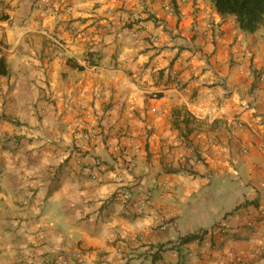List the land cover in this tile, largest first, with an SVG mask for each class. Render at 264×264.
Masks as SVG:
<instances>
[{"label": "crops", "instance_id": "obj_1", "mask_svg": "<svg viewBox=\"0 0 264 264\" xmlns=\"http://www.w3.org/2000/svg\"><path fill=\"white\" fill-rule=\"evenodd\" d=\"M139 14L156 42L132 35ZM3 15L0 264H264V24L212 0Z\"/></svg>", "mask_w": 264, "mask_h": 264}, {"label": "trees", "instance_id": "obj_2", "mask_svg": "<svg viewBox=\"0 0 264 264\" xmlns=\"http://www.w3.org/2000/svg\"><path fill=\"white\" fill-rule=\"evenodd\" d=\"M222 15H235L240 28L247 33H254L264 24V0H212ZM7 15L0 19H7ZM82 68V67H80ZM197 236H189L182 241L189 242Z\"/></svg>", "mask_w": 264, "mask_h": 264}, {"label": "built area", "instance_id": "obj_3", "mask_svg": "<svg viewBox=\"0 0 264 264\" xmlns=\"http://www.w3.org/2000/svg\"><path fill=\"white\" fill-rule=\"evenodd\" d=\"M48 5H51V2L47 3ZM164 10L168 13L169 16H176L178 14V3L177 2H173V1H168L165 2L163 5ZM145 16H143V14H139L137 17H135V19L133 20L135 26H133V30L131 31L132 35L143 40L145 38H149L152 42H156L158 40V37L156 35H145L147 34V24H146V20H145ZM144 34V35H143ZM149 70L154 74V78L156 80H160L161 79V75L159 72H156L154 67H149ZM171 80L173 81V83L176 86H180V79L178 76V73L174 70H172L171 72ZM159 93H154L153 97H158ZM95 134V130H91L90 132L84 134V138L85 140H90L92 138V136ZM132 199V193L131 192H127L125 194H123L122 196V202L124 204H129L130 201ZM149 199H145L143 201V205H147L149 203ZM248 225H252V222L249 221ZM232 229V226L230 223H225L221 226V231L222 232H226ZM59 264H68V261L66 260H62L59 262Z\"/></svg>", "mask_w": 264, "mask_h": 264}]
</instances>
